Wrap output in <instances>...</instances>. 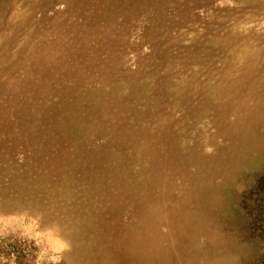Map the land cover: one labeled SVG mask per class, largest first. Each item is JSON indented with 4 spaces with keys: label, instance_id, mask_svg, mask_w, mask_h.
Returning a JSON list of instances; mask_svg holds the SVG:
<instances>
[{
    "label": "rangeland",
    "instance_id": "obj_1",
    "mask_svg": "<svg viewBox=\"0 0 264 264\" xmlns=\"http://www.w3.org/2000/svg\"><path fill=\"white\" fill-rule=\"evenodd\" d=\"M264 0H0V264H249Z\"/></svg>",
    "mask_w": 264,
    "mask_h": 264
},
{
    "label": "trees",
    "instance_id": "obj_2",
    "mask_svg": "<svg viewBox=\"0 0 264 264\" xmlns=\"http://www.w3.org/2000/svg\"><path fill=\"white\" fill-rule=\"evenodd\" d=\"M239 208L248 239L260 243L262 250L249 264H264V172L256 175L252 185L243 191Z\"/></svg>",
    "mask_w": 264,
    "mask_h": 264
}]
</instances>
